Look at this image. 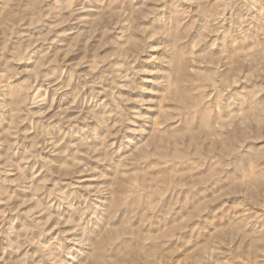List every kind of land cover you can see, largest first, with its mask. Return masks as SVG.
I'll use <instances>...</instances> for the list:
<instances>
[{"label":"rangeland","instance_id":"obj_1","mask_svg":"<svg viewBox=\"0 0 264 264\" xmlns=\"http://www.w3.org/2000/svg\"><path fill=\"white\" fill-rule=\"evenodd\" d=\"M0 264H264V0H0Z\"/></svg>","mask_w":264,"mask_h":264}]
</instances>
